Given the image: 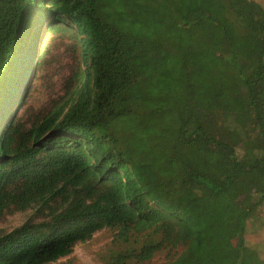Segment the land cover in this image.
I'll return each instance as SVG.
<instances>
[{
	"label": "trees",
	"instance_id": "16d2710c",
	"mask_svg": "<svg viewBox=\"0 0 264 264\" xmlns=\"http://www.w3.org/2000/svg\"><path fill=\"white\" fill-rule=\"evenodd\" d=\"M218 1L229 23L211 0H0V221L29 212L0 227V264H81L102 229L104 264H264L245 240L264 201V5ZM42 26L72 29L84 68L27 123L6 89Z\"/></svg>",
	"mask_w": 264,
	"mask_h": 264
},
{
	"label": "rangeland",
	"instance_id": "374dc122",
	"mask_svg": "<svg viewBox=\"0 0 264 264\" xmlns=\"http://www.w3.org/2000/svg\"><path fill=\"white\" fill-rule=\"evenodd\" d=\"M211 1L215 17L229 23L230 18L221 3L218 0ZM257 1L264 5V0ZM48 28L49 26H42L33 41L28 39L25 42L24 49H30V52L26 61L21 62L17 76L15 75L14 80L17 81L19 87L18 89L12 88V83L9 82L6 89L7 91L10 88L11 91L14 90L6 97L7 99L8 97L15 98V95L20 97V102L16 100L12 111L27 123H30L34 112L45 110L53 102H59L72 96L82 80L80 77L77 81V75L84 68L79 57L78 36L72 29H64L63 26L51 30ZM257 49V43L251 40L243 41L244 53ZM6 101L0 104V108L6 105ZM28 214L29 212H16L6 215L0 221V227L10 229L17 226ZM245 235L247 249L255 250L264 260V201L260 209L248 221ZM112 237V230H99L86 242L76 244L69 257L81 264H104L103 256L111 246Z\"/></svg>",
	"mask_w": 264,
	"mask_h": 264
}]
</instances>
